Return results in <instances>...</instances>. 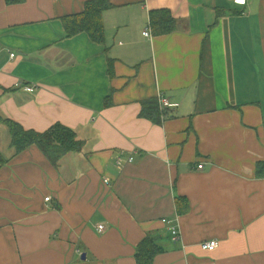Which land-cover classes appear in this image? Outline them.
I'll return each mask as SVG.
<instances>
[{"label": "crops", "instance_id": "obj_1", "mask_svg": "<svg viewBox=\"0 0 264 264\" xmlns=\"http://www.w3.org/2000/svg\"><path fill=\"white\" fill-rule=\"evenodd\" d=\"M90 1L0 0V117L84 143L56 167L0 121V264H137L146 238L154 264H264V0H108L103 44L66 31Z\"/></svg>", "mask_w": 264, "mask_h": 264}, {"label": "trees", "instance_id": "obj_2", "mask_svg": "<svg viewBox=\"0 0 264 264\" xmlns=\"http://www.w3.org/2000/svg\"><path fill=\"white\" fill-rule=\"evenodd\" d=\"M8 4H21L25 0H6ZM112 6L108 0H94L86 4L85 11L82 14L66 17L65 27L68 37H73L81 33L89 34L92 39L100 44L105 41V32L103 24V14ZM162 18L163 15L161 14ZM154 26L157 25L156 18L153 17ZM162 26V23L160 24ZM143 116L151 120L160 119V108L158 101H152L144 104ZM159 117V118H158ZM11 135V146L15 149L16 155L21 154L32 146H37L48 158L53 166H59L60 162L70 153L82 151L84 143L80 141L77 134L71 129L58 124L45 133H37L25 130L20 124L0 117ZM8 163L0 153V164ZM258 177L264 178V165L258 166ZM179 199V214H183V208L187 211L188 202ZM184 205V206H182ZM182 206V207H181ZM172 233V232H171ZM173 236V234H172ZM174 237V236H173ZM163 253L152 238H146L138 247L136 253L137 264H154L155 259Z\"/></svg>", "mask_w": 264, "mask_h": 264}, {"label": "built area", "instance_id": "obj_3", "mask_svg": "<svg viewBox=\"0 0 264 264\" xmlns=\"http://www.w3.org/2000/svg\"><path fill=\"white\" fill-rule=\"evenodd\" d=\"M234 1L236 4H239V5H242V6H246L249 2V0H232ZM144 36L147 37V38H150L151 37V31L150 30H147L145 33H144ZM12 57L14 58L15 55H12ZM25 91L28 92V93H34L36 91V87L34 86H26L25 88ZM159 100H160V105H161V108L162 109H165V108H173V107H177L179 106V104H171L169 102V100L165 99L162 95L159 96ZM124 154H122V157H123ZM121 158L118 159L117 161V166L122 168L123 166H125L126 164H131L134 162V156H130L127 160H123ZM199 169L202 170L203 169V166H199ZM104 184H106L107 186H110V180L109 179H106L104 180ZM52 200L51 197H48L46 198V202H50ZM99 231L102 233L105 231L106 227L104 225H100L99 226ZM171 232L174 236V240L177 241L179 240V237H180V234H179V230L177 227L173 226L171 228ZM202 248L206 251H209V252H213L215 250H217L219 248V242H217L216 240H213V241H209V242H206L205 244L202 245Z\"/></svg>", "mask_w": 264, "mask_h": 264}, {"label": "water", "instance_id": "obj_4", "mask_svg": "<svg viewBox=\"0 0 264 264\" xmlns=\"http://www.w3.org/2000/svg\"><path fill=\"white\" fill-rule=\"evenodd\" d=\"M83 259L86 260V256H84Z\"/></svg>", "mask_w": 264, "mask_h": 264}]
</instances>
